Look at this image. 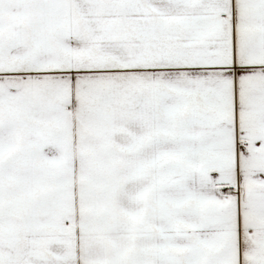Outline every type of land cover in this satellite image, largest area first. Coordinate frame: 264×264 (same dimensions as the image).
<instances>
[{
  "label": "snow or ice",
  "instance_id": "6c2138e0",
  "mask_svg": "<svg viewBox=\"0 0 264 264\" xmlns=\"http://www.w3.org/2000/svg\"><path fill=\"white\" fill-rule=\"evenodd\" d=\"M0 264H264V0H0Z\"/></svg>",
  "mask_w": 264,
  "mask_h": 264
}]
</instances>
